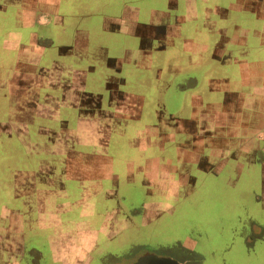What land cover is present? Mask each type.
Returning a JSON list of instances; mask_svg holds the SVG:
<instances>
[{"label": "rangeland", "instance_id": "1", "mask_svg": "<svg viewBox=\"0 0 264 264\" xmlns=\"http://www.w3.org/2000/svg\"><path fill=\"white\" fill-rule=\"evenodd\" d=\"M207 1L0 0V184L12 182L7 196L0 190V227L23 240L22 263L129 264L150 252L176 264H264V28L253 17L261 6ZM191 13L196 20H185ZM190 22L210 49L182 59L175 49L191 37ZM222 43L231 59L213 52ZM138 55L164 67L136 66ZM179 62L197 76L199 98L178 89L186 72L168 65ZM219 62L223 77H236L208 80ZM156 77L171 82L164 109ZM145 79L144 105L118 116L128 112L122 92ZM192 103L204 110L196 122ZM197 155L216 169L200 172L189 163ZM31 173L33 196L19 188L14 197L15 176ZM39 198L54 200V226L44 230ZM5 205L23 211L18 232Z\"/></svg>", "mask_w": 264, "mask_h": 264}, {"label": "crops", "instance_id": "2", "mask_svg": "<svg viewBox=\"0 0 264 264\" xmlns=\"http://www.w3.org/2000/svg\"><path fill=\"white\" fill-rule=\"evenodd\" d=\"M248 1L249 0H235V2H233L232 4H235L236 5V8L239 5L238 8H240L242 6L241 8L243 10H246V8H248L247 6L253 0L249 1L250 3ZM188 2H190V5H194L195 2H197V1L188 0ZM202 2L206 3L208 1L207 0H203ZM202 2L201 1H198L197 3L200 4ZM211 3L212 2L210 1V4ZM259 5L261 6V11H258V9H257V11H255V9H254V12L253 13H255V14L253 15V17L255 18V21H258L260 23V27L261 28H264V0H259ZM220 18L223 19L224 18L223 15H221ZM186 19H191V21L193 19L196 20L195 15L193 16L192 13H191V16H187L185 18V20ZM110 21H113V19L110 18L108 22H110ZM190 23L192 24V26L190 27V33H189L191 35V37L190 38L180 39V43H178L180 46L175 49V52H176L175 54H181L180 56L182 57V59L183 58L184 59L186 58V54H190V56H191V54H196V55L198 54L199 55V54H203V53H208V51L210 49L206 45H201V44L199 45V43L197 41L198 40L197 39L198 38V34L202 33V32L199 31L200 28L198 26V22L197 23L196 22H194V23L190 22ZM234 26L238 27V25H234ZM209 30H212V26H209ZM214 32H216V31H213L210 34H212ZM108 33H110V32H108ZM176 37H177V35H176ZM139 40H140V38H139ZM213 47H214V50H213L214 53H218V54L224 53L225 54V52H226V53L229 54L227 56L230 59L232 58V56H231L232 53H231V51H229V50L227 51L226 50L225 43L218 44V45L215 44V45H213ZM245 51L243 49H242V51L240 50V54L243 53V52H245ZM148 52L149 51H143V52H139V53L142 55V57H144V54L145 53H148ZM158 52H159V50H158ZM133 53H135V52H133ZM130 57H131V54H129V56L127 57V59H130ZM142 57H140V55L136 56V58H137V61L135 62V65L136 66L143 67V69H147V70L148 69H157V68L158 69H161V67H164V66H160V65L151 66L148 63H144L145 61L142 59ZM233 59H234V62H235L236 59L235 58H233ZM191 64L192 65L195 64V62L192 61V59H191ZM222 64H224V62L211 63L210 64V68L208 70V76H207V79L208 80H211V81L212 80H215V81H220V80L225 81L226 80L228 82V80L232 79L233 77H236V75H235L236 73L232 74L231 71H228L229 73H228L227 78L223 77L225 74H223V72H222V68H223L222 67ZM183 65L184 64L183 63H180V62L179 63H174V64H169L168 65V69H171L172 71L171 70H168V71L173 72L174 75H175L176 73L180 72L181 70H183L185 68ZM228 65H231V62ZM257 65H260V64H257ZM238 66H239V68L242 67L241 65H238ZM187 72H188V70H185V71L183 70V72H182V73H185L184 76H186L185 79L187 80V83L184 84V85H181L180 87H178V89L181 91V93H184L186 95H191L193 97L195 95V97L199 98V94L198 93H195L196 92L195 89H196V87L198 85V78L193 73H191V72L187 73ZM242 74H244V72L243 73H239L238 78H239V81L240 82L245 83L246 78L244 79L243 76H242ZM156 78L158 79V81L160 80L159 77H156ZM223 78H225V80H223ZM151 81L150 80H147V79H145V81L144 80H139L140 83H136L137 84V88L135 90H133V91L122 92L120 99L118 98V95H119L118 94V91L116 93L112 91L111 97L117 95L116 100L119 99V100H121V102H125V105H124V103H121L120 102V104L124 106V109L123 110H128V112H124L123 115H120V113L117 112V115L118 116H124L125 117L127 115V113L128 114L131 113L133 109H136V111H137L138 109H140L144 105V102L146 101V98H147V96H146L147 92L144 91V89L141 90L140 87L143 86V85H145V84H148V85L151 84ZM160 81H162V84L164 85V88H162V90L160 92V99L157 100V101H159V102H157V104L159 106H161V108L164 109V105H163V95H164V92L167 90V88H169V85H170L171 82L168 83L165 78H162V80H160ZM261 82H262V80H261ZM157 83L159 84V82H157ZM207 90L209 91V89L206 88L205 89V92ZM259 90H261V89H259ZM227 91H228V88H227ZM227 91H225V92L228 93ZM241 96H243V94H241ZM119 100H118V105H119ZM186 108L187 109L190 108V113L192 112L191 113V116L193 118H195V122H196V118L199 117V114H203L202 111L204 112V110H201V113H198L197 112L198 110L195 107V104H193V103L191 104V106H187L186 105ZM216 109H218V108L214 106V109H211V110L213 112L218 111ZM130 115H132V114H130ZM263 122H264V119H263ZM243 125H245V129L243 127L242 128L239 127L240 131L237 130V129L233 131V136H235L238 133V131L240 132L241 135H244V136H239L240 137L239 138L240 140L241 139H245L246 126L247 125L246 124H243ZM263 125H264V123L260 124L258 127L263 126ZM194 128H195V126H194ZM202 128L203 127H201V129ZM195 131H196V133L193 130V133H195V134H193L194 135V139L197 141L194 144V146L196 148L195 147H191V150L194 151V152H196V153L197 152L199 153L198 150H200V148H201V140H200L201 136H199L197 134V131L199 132L198 127H196V130ZM219 136L221 137L222 135H219ZM136 142H138V140ZM140 143H141V141H140ZM252 144H253V142H252ZM138 145H140V144H135V143L133 144V146H138ZM159 148H162V144L159 145ZM255 148H256V146H255ZM256 150H259V148H256ZM189 163H191L192 165L195 164L196 167H197V169L200 172L209 171V170H212V169H216L213 166L214 165H217V164H215L216 162H213V160L212 161H209L208 160V157H204L202 155H197V156L193 157V159H191L189 161ZM239 164L240 163H238V165ZM172 169H173V167H172ZM15 177H17V180H16L17 185H16V188L13 189V192H14L13 193L14 194L13 196L14 197H17V192H19V188H21V191L26 189L25 193L28 194L29 196H33V193H34V187H33V177L34 176H33V173H31V174H25V175L19 174V175H16ZM23 186H24V188H22ZM29 187H30V190L27 189ZM11 188H12V182H9V181H6L5 180L4 187L2 186V184H0V190L4 191V195L5 196L8 195V192H9V190ZM49 193H50L49 190H46L45 191V195L47 197H49ZM38 197H39V195H38ZM53 197H54V194H53ZM40 201L42 202V204L38 200L36 220L39 223H41L40 224V227H41L42 230H44V229H48L52 225L54 226V220L52 218L53 212L51 210H49V208H51L53 206L54 200L48 199L46 202H43L40 199ZM12 208L13 209H11L7 205H5L3 211L4 212H9L8 215L6 216V218H7V220H10V221H12L14 223L13 228L18 232L19 229H22L23 228V224L21 223V216H23V211L17 210L15 207H12ZM2 217H3V215H2ZM45 220L47 221V224H44L43 223ZM0 228L5 230V232H4L5 234L0 237V264H24V263H22L23 262L22 261V258L19 257V249L22 251L23 240H19L17 236L16 237H11V234L12 233L9 231L11 229V226H10L9 223L5 227L2 226ZM48 237H49L48 238L49 239L48 240V243H50L48 245L51 246L52 249L56 248L55 243H54V240H53L52 235L50 233H48ZM65 239H66L65 236L64 235H61V238L57 242L59 243V245H62V247L66 246L67 244H69V246H70L71 243L67 242V240H69L68 237H67L66 243H65ZM82 246L86 247L87 244H82ZM31 251H32V249H31ZM33 251H34V249H33ZM58 253L62 254L63 252H62V250L59 249V252ZM40 254L41 253H39V252L37 253L36 252L35 253V256L40 255ZM31 261H32V264H37V259L35 257H32L31 258ZM25 264H27V263H25Z\"/></svg>", "mask_w": 264, "mask_h": 264}, {"label": "flooded vegetation", "instance_id": "3", "mask_svg": "<svg viewBox=\"0 0 264 264\" xmlns=\"http://www.w3.org/2000/svg\"><path fill=\"white\" fill-rule=\"evenodd\" d=\"M147 254L151 255V257L145 262V264H176L167 255L155 254V253L151 254L150 252H144L141 254V256ZM137 258L133 259L129 264H132Z\"/></svg>", "mask_w": 264, "mask_h": 264}, {"label": "water", "instance_id": "4", "mask_svg": "<svg viewBox=\"0 0 264 264\" xmlns=\"http://www.w3.org/2000/svg\"><path fill=\"white\" fill-rule=\"evenodd\" d=\"M151 257V255L139 256L132 264H145V262Z\"/></svg>", "mask_w": 264, "mask_h": 264}]
</instances>
